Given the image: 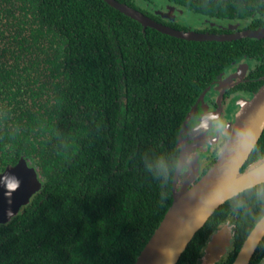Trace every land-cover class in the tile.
I'll use <instances>...</instances> for the list:
<instances>
[{"label": "trees", "instance_id": "obj_1", "mask_svg": "<svg viewBox=\"0 0 264 264\" xmlns=\"http://www.w3.org/2000/svg\"><path fill=\"white\" fill-rule=\"evenodd\" d=\"M116 1L148 16L133 0ZM169 1L207 17L252 18L250 29L264 19V0ZM263 45L174 38L102 0H0V173L25 158L41 182L0 225V264H134L172 203L187 114L240 60L257 65L253 81L233 90L253 95ZM262 162L264 131L241 172ZM263 216L264 183L220 205L176 264H197L229 221L232 245L217 264H231Z\"/></svg>", "mask_w": 264, "mask_h": 264}, {"label": "water", "instance_id": "obj_2", "mask_svg": "<svg viewBox=\"0 0 264 264\" xmlns=\"http://www.w3.org/2000/svg\"><path fill=\"white\" fill-rule=\"evenodd\" d=\"M102 1L138 22L143 28L148 27L182 40L224 42L242 38L257 40L264 38V27L256 30L237 31L232 34L178 31L157 23L141 12L116 0ZM229 81L230 79L223 82L220 95L224 92ZM208 89L210 87L200 95L183 122L178 142L179 159L172 183V203L134 264H176L196 232L220 205L239 193L264 183V162L250 170L241 172L264 131V83L249 100L239 103L238 114L233 122L227 124L225 131L227 139L222 145L217 159L207 172L199 176L196 165L194 171L190 172L189 169L183 175L180 173L185 165L184 160L187 158L184 149H181V137L194 114H197L199 109L206 111L202 99ZM199 106L200 108H198ZM218 113L214 112L211 115L206 113L204 119H201V123L196 124L197 129H201L206 122L209 124L212 118L218 116ZM177 187L179 188L177 189ZM40 188L41 183L36 171L33 168H27L24 159L0 174V225L7 223L15 216ZM261 222H264V216L250 231L232 264L249 263L257 246L264 238V227L257 228ZM257 232L260 233L259 236L256 235ZM231 237L232 234L227 225L219 228L211 236L204 254L207 264H214L226 253ZM205 262L204 264H206Z\"/></svg>", "mask_w": 264, "mask_h": 264}, {"label": "flooded vegetation", "instance_id": "obj_3", "mask_svg": "<svg viewBox=\"0 0 264 264\" xmlns=\"http://www.w3.org/2000/svg\"><path fill=\"white\" fill-rule=\"evenodd\" d=\"M163 1H164L163 3H165V1H167V3L170 2L169 0H163ZM133 2L139 8V10H141L142 12L148 14V16H152L155 19H157L159 21L157 23H160V24H162L164 26H167L169 28H171V26H177L180 29H184V32L194 31V32H197V33L232 34V33H235L237 31L256 30L258 28L264 27V19H263V21L256 22V27L254 29H250L249 25L252 26V24H250L252 18H249V19H232V20L229 21L230 29H217V28H213V27L212 28L197 27V26H195L194 24H191V23L186 25V23L184 21H182L181 19H178L177 16H173L170 13V9L172 8V5H170V4H169V9L166 12L161 11L160 14H157L158 10H159L157 8H161L159 6V2L158 1H156V0H133ZM146 6H149V7L147 8ZM152 8H154V9H152ZM149 9H152V11H150ZM143 15H145V14H143ZM222 19H226V18H222ZM226 20H228V19H226ZM173 29H175V28H173ZM213 30L220 31L222 33H211V31H213ZM178 31H181V30H178ZM253 40H257V39H253ZM258 40H264V38H261V39H258ZM263 51H264V45H263ZM256 65H257V63L255 61L252 62V61H246V60H240V61L232 64L231 67H229L226 71H224L219 76V78L217 79L216 83L212 85V86H214L213 89L216 88V92L214 90H212L207 96H205V103H206L205 104L206 105L205 109H206V111L202 110V112H201V114L199 116L198 124L201 123V119H204V115L206 113L209 114L210 112H212V113L219 112L218 113L219 120H216L214 122L213 127H212L213 132L217 133V135H218V141H217L216 145L212 148V150L209 153H207V154L205 153L204 158L206 159V164L204 166H202L201 171L199 173L200 176H201V173L204 170V168L209 164V161L213 159L214 154L216 153L218 147L221 146V143L224 144V142L227 139V137L225 136V133L223 131V128L225 127L227 121H225L223 123L224 127H222V123L220 122L222 120V116H223V114H222V110L223 109L222 108L224 106L225 107L226 106L227 107L237 106V109H236V112H235V115H234V116H236L238 114V111H239L238 102L240 100L241 101L249 100L252 97V93L249 92V91H244L243 89H236V90H233V89L238 87V85H240V84L244 85L248 81H253V79L251 78V73L250 72L254 68V66L256 68ZM228 79H230V81L226 84L225 90L222 93V95H220V93L222 91V84H223V82H226ZM260 79H262L263 83H264V76L261 77ZM219 82H221V83H219ZM198 108H200V106ZM199 111H201V110L199 109ZM186 129H190V131H189L190 133H188V136L185 137V139L189 143H191V130H192V134L195 136L196 134L199 133V131H200L199 129L200 128L197 129V125H195L194 127H190V128H188V126H187ZM194 136H192V137H194ZM208 137H207V139H208ZM199 141H201V139ZM21 159L25 160V162L27 164V168H33L36 171L37 176H38V180H39L40 178H39V174H38L37 168H35V166H32V164L30 162H28L27 159H25V158H21ZM21 159H19L18 162ZM216 159H217V157L215 158V160ZM17 163L15 165L11 166V167L16 166ZM184 163H185L186 167H188L190 169V172H191V147L189 148V150L187 152V158L184 160ZM2 173H0V174H2ZM181 178H182V176H181ZM39 182H40V180H39ZM30 198H29V200H30ZM21 208L19 209V211L21 210ZM19 211H18V213H19ZM1 225H3V224H1ZM225 225H227L230 228V231L233 234V228L234 227L231 224V222L229 221L227 224L225 222L221 227H223ZM232 239L233 238L231 237L230 245L226 248V253L224 255H222V257L217 262H215L214 264H217L222 259L226 258V255H227V253L230 250L231 245H232ZM261 242H262V240H261ZM207 244L205 245V250H206ZM261 244H262L261 246H259V245L257 246V248H256V250H255V252H254V254H253V256H252V258H251V260L249 261L248 264H264V242L261 243ZM240 248H239V250H240ZM239 250L237 251V253L239 252ZM237 253H236L235 257L237 256ZM204 254H205V251H204L203 255L201 256V258H199L197 264H202V263L204 264V262H205V260H204V256L205 255ZM235 257H234V259H235ZM234 259H233V261H234ZM233 261H232V263H233Z\"/></svg>", "mask_w": 264, "mask_h": 264}, {"label": "rangeland", "instance_id": "obj_4", "mask_svg": "<svg viewBox=\"0 0 264 264\" xmlns=\"http://www.w3.org/2000/svg\"><path fill=\"white\" fill-rule=\"evenodd\" d=\"M159 2V6L161 8H157L158 13L160 14L161 11L166 12L169 9V4L172 5V8L170 9V13L173 16H177L178 19H181L182 21H184L187 24L191 23L194 24L197 27H208V28H217V29H230L229 25V19H217V18H212V17H207V16H203L197 13H194L192 11L186 10L185 8L176 5L172 2H168L165 1V3H163V0H156ZM153 4V3H152ZM151 4V5H152ZM139 5V4H138ZM146 5V4H145ZM147 8L149 6H146ZM154 9V8H152ZM152 9H149L150 11H152ZM156 9V8H155ZM222 82V81H221ZM219 82V83H221ZM214 86H211L210 89H208L202 99V104L204 105V107L206 108V103H205V96H207L212 90H214L216 92V88L213 89ZM247 101V100H243ZM241 102V100L238 102V106H239V110H240V105L239 103ZM222 120L220 121L222 123V127L223 123L225 121L226 125L223 128V131L225 133L226 131V127L227 124L229 122H233L235 117V112L237 109V106H230V107H223L222 108ZM212 112H210L209 114L211 115ZM221 117V116H220ZM216 120H219V115L216 118H212L209 122V124L206 122V124H204L202 126L201 129H199V133L196 134L195 136L192 134V130H191V143H189L185 137L188 136V133H190V129H186L185 131H183L182 137H181V149L185 150V156L187 155V152L189 150V148L191 147V171L195 170V166H198V173H200L202 166H204L206 164V159L204 158L205 153H209L212 148L216 145L217 141H218V135L217 133L213 132L212 127L214 125V122ZM190 128V127H188ZM194 136V137H192ZM209 136V137H208ZM197 137V138H196ZM208 137V139H207ZM201 139V141H199ZM194 160V162H193ZM189 171V168L186 167V165H183L180 173H182V175L186 172ZM179 173V174H180ZM200 175V174H199ZM181 177V176H180ZM179 187H177L178 189ZM203 264V263H202Z\"/></svg>", "mask_w": 264, "mask_h": 264}, {"label": "clouds", "instance_id": "obj_5", "mask_svg": "<svg viewBox=\"0 0 264 264\" xmlns=\"http://www.w3.org/2000/svg\"><path fill=\"white\" fill-rule=\"evenodd\" d=\"M262 227H264V222H261V224L257 226L258 229H260V228H262ZM256 235L259 236L260 233L257 232Z\"/></svg>", "mask_w": 264, "mask_h": 264}, {"label": "bare ground", "instance_id": "obj_6", "mask_svg": "<svg viewBox=\"0 0 264 264\" xmlns=\"http://www.w3.org/2000/svg\"><path fill=\"white\" fill-rule=\"evenodd\" d=\"M183 151H185V150H183ZM20 175V174H19Z\"/></svg>", "mask_w": 264, "mask_h": 264}]
</instances>
